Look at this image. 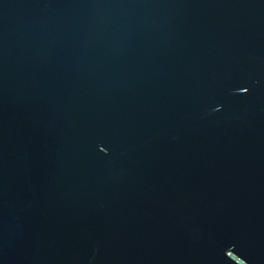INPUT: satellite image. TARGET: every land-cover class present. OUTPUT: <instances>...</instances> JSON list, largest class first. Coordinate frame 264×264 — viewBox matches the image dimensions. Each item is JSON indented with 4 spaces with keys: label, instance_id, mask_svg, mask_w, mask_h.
<instances>
[{
    "label": "water",
    "instance_id": "95a60500",
    "mask_svg": "<svg viewBox=\"0 0 264 264\" xmlns=\"http://www.w3.org/2000/svg\"><path fill=\"white\" fill-rule=\"evenodd\" d=\"M0 264H264V0H0Z\"/></svg>",
    "mask_w": 264,
    "mask_h": 264
}]
</instances>
